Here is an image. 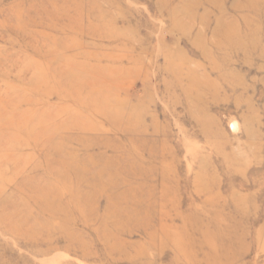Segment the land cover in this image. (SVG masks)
Masks as SVG:
<instances>
[{
  "label": "rangeland",
  "instance_id": "1",
  "mask_svg": "<svg viewBox=\"0 0 264 264\" xmlns=\"http://www.w3.org/2000/svg\"><path fill=\"white\" fill-rule=\"evenodd\" d=\"M0 264H264V0H0Z\"/></svg>",
  "mask_w": 264,
  "mask_h": 264
}]
</instances>
